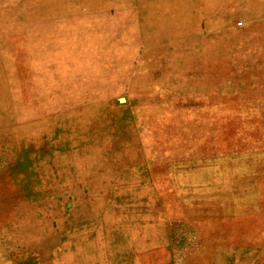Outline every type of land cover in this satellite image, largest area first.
Segmentation results:
<instances>
[{
  "label": "rangeland",
  "instance_id": "rangeland-1",
  "mask_svg": "<svg viewBox=\"0 0 264 264\" xmlns=\"http://www.w3.org/2000/svg\"><path fill=\"white\" fill-rule=\"evenodd\" d=\"M5 25L37 58L0 264H264V0H0Z\"/></svg>",
  "mask_w": 264,
  "mask_h": 264
},
{
  "label": "bare ground",
  "instance_id": "bare-ground-1",
  "mask_svg": "<svg viewBox=\"0 0 264 264\" xmlns=\"http://www.w3.org/2000/svg\"><path fill=\"white\" fill-rule=\"evenodd\" d=\"M149 10V9H148ZM144 11L145 7H144ZM172 17V16H171ZM176 17V16H175ZM11 23V22H10ZM17 27V25H15ZM13 26L5 25L0 28V50L3 47V51H0V125L6 124L10 120L9 104L13 96H17V81L21 84H25L27 79L33 81V74L30 69L32 67V60L37 58L35 52L27 53L23 51L25 47L24 38L18 39L19 46L17 47V32H8V28ZM17 31V30H16ZM8 32V33H5ZM168 31L163 34L169 35ZM177 33V31H172ZM158 37L160 35H157ZM175 36V35H171ZM145 37V35H144ZM4 40L10 41L9 43ZM146 41H150V37H146ZM4 43L5 45H2ZM8 56L4 55V52H8ZM17 51L19 56H17ZM17 64L20 69L17 70ZM40 72V69H37ZM43 83H47L49 80L48 72H40ZM40 80V79H39ZM39 80H37L39 82ZM9 83L12 88H9Z\"/></svg>",
  "mask_w": 264,
  "mask_h": 264
},
{
  "label": "built area",
  "instance_id": "built-area-1",
  "mask_svg": "<svg viewBox=\"0 0 264 264\" xmlns=\"http://www.w3.org/2000/svg\"><path fill=\"white\" fill-rule=\"evenodd\" d=\"M240 24H242V23H240Z\"/></svg>",
  "mask_w": 264,
  "mask_h": 264
}]
</instances>
